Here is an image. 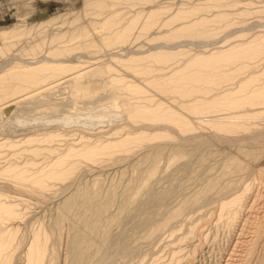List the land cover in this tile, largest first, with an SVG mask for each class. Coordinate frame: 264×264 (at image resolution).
<instances>
[{
    "label": "rangeland",
    "instance_id": "1",
    "mask_svg": "<svg viewBox=\"0 0 264 264\" xmlns=\"http://www.w3.org/2000/svg\"><path fill=\"white\" fill-rule=\"evenodd\" d=\"M156 9L163 20L192 10L191 19L219 17L205 27L212 37L152 40L182 24L143 31ZM109 17L121 22L113 29L140 18L126 44L105 43ZM10 29L24 35L0 40V74L37 66L50 50L60 58L51 63L74 67L6 75L0 83L1 95L26 88L0 102V113L7 109L0 114V203L17 209L0 217V264H28L36 238L45 245L42 264H264V115L246 123L248 130L225 132L202 119L260 109L199 114L183 107L237 91L251 76L264 83V52L215 71L185 69L199 54L263 42L264 0H0V32ZM156 49L172 58H147ZM198 70L216 73L217 83L180 85L198 87L194 96L174 91L175 76ZM128 85L145 92L120 91ZM160 104L191 120L192 129L128 117L127 106ZM95 148L102 151L88 158Z\"/></svg>",
    "mask_w": 264,
    "mask_h": 264
},
{
    "label": "bare ground",
    "instance_id": "2",
    "mask_svg": "<svg viewBox=\"0 0 264 264\" xmlns=\"http://www.w3.org/2000/svg\"><path fill=\"white\" fill-rule=\"evenodd\" d=\"M106 4L103 5V6L106 7L107 6ZM195 11L196 10H192V11H178L174 16L170 17V19L163 20V19L160 18V15L162 14V12L160 10L156 9L155 11H151V12H149L147 14L144 22L142 20L143 23H142L141 29L143 31H145V32H148V31H152L156 26H160L161 27L162 25H171L170 23H178V22L182 21V24L179 25V26H175V28L171 32H167V33H163V34L160 32L162 34V36H158L157 37L155 35L156 37L154 39H152V40L162 39V40L165 41V39H166V40H170V41L173 40L174 41L175 39L180 38V37H191V38H196V37H208L209 38V37H212L213 36V32L210 33L207 29H205V27L208 26L212 21H214L219 16L215 15L216 17L214 16L215 17V18L213 17L214 19H209L207 17H202V18L200 17V18H192L191 19V16L196 14ZM113 15H114V13H113ZM144 15H146V14H144ZM116 19L115 18H110V19L107 18L102 24L104 30H109L110 31L108 36H106L104 38L105 43L107 45H111L113 43L126 44L129 41L130 36H132L133 30L136 29V26L139 24V21H140V18H137L134 21H132L131 24H129L128 26H126V25L124 26L123 25L120 28L118 27V29H113V26H115L116 24H118V23L121 24V22L116 20ZM162 21H164V22H162ZM23 35H24V33L22 31H19V30H16V29L4 30V31L0 32V40L2 41V43L6 44L7 43L6 41L8 39H11V38L19 39ZM11 45H12V43H11ZM238 45H235V46L231 47L228 50H221L220 49V50H218L216 52H212L208 56L207 55L200 56V54H199V55L195 56L194 58H192L189 61V63L185 66V69L186 68H190V67H195V68L199 67V68H202V69H205V70L210 69V70H214L215 71V70L220 69L222 66L226 65L227 63L228 64L236 63L237 61H241L244 58L255 59V58H257L259 55H261L264 52V41L261 42V43H257L255 45L251 44L249 46H242V45L238 46ZM4 47H6V45ZM153 47L155 48V46H153ZM160 47H161V45L159 46V48ZM222 47L223 46H219L217 48H222ZM138 51L139 50H137V52ZM154 51H156V52H153V51L150 50V52H152V53H150L147 58H153L155 60L163 62V61H169L172 58V55H173L172 52H166V51H163V50L160 51V49L159 50L156 49ZM157 51H159V52H157ZM134 52H133V54H134ZM142 53H143V50H142ZM54 54L50 50V53L48 55H46L42 59V61H41L42 63L37 65V66H30L31 63L28 62V65H24L26 71L19 70L18 68H17L18 70H14L15 68H13V69L10 68L8 71L4 72L3 74H0V83H2L3 80L7 79L6 75H8L9 77L10 76L14 77V78H24L27 75V73H24V72H32L34 74H37V73L42 72V71H44L46 69H52V70H59V72L60 71H66V73H67V71H69V70L72 71L73 70V69H71V68L74 67V66L73 67L71 66L72 64H62V63L61 64H53V63H51V61H57V59H60L59 57L56 58L57 57V55H56L57 53H54ZM50 55H52L54 58L51 57ZM120 55H123V54H120ZM138 59H141V58H135L133 56L129 60L130 61H137ZM125 60H127V59H125ZM69 61H72V60H69ZM121 61H124V60H120V62ZM17 63H15L14 66H16ZM245 67L246 66H243L242 69H244ZM95 69H97V68L95 67ZM180 70H182V69H180ZM149 72H151V71H149ZM40 74L41 73H39L37 75V77ZM64 74H65V72H64ZM51 75H53V74H51ZM57 75H58V73H57ZM217 76L218 75L216 73L214 74V72L212 74L208 75V74H205V73H203L202 71H199V70L195 71V72H192L189 75L183 76V74H181V76H175L174 80H175L176 86H175V90L174 91L180 92L181 95L194 96L196 91H198V87H196L194 85H191V88H185V87H182L180 85L182 83L187 85V84H190V83H195V82H200V81L208 82V83H211V84H215L218 81ZM43 80H44V78H43ZM258 80H259L258 76H251L246 81L241 82V84L239 85V89L237 91L226 90V91H223V93L216 94L211 99H200V100L195 99L194 101H190V102L188 101L187 103L184 104L183 107L188 109V110H191V111H194L196 113H199V114L210 113L211 110L213 111V109L217 108V107L219 109H217L216 111H221V110L223 111L225 109H227V110L235 109L238 112L239 109L243 111V109H246L248 107H251L252 109H260V110H257L256 112L253 111V113H250L252 110L251 111L250 110H248V111L244 110L241 113H238V114L236 113L234 115H229L228 117H225V118H220L219 117L217 119H205V118L202 119V122H206V123L209 122V124L212 125L214 128H216L218 130H221V131H225V132H236V131H239V130H242V129H243V131L246 130V129L248 130V128L250 129V127H248L246 123L254 122L259 117H262L261 115H264V109H263L264 108V83L263 84H257L256 81H258ZM106 82L107 81H105V83ZM112 82H114V81H111V83ZM72 83L80 84L83 87V90L87 89L89 87V85H90V84L88 85V82H86L85 78H82V79L76 78L75 80H72ZM152 83H154V82H152ZM254 83H256V85H258V86L255 89L249 90V87L255 85ZM157 84H158V89H159V87L162 88L163 85L161 83H157ZM94 86L96 87V84ZM251 88H253V87H251ZM25 89L26 88H24L23 86L18 85L16 87H14L13 91L10 92L7 95H1L0 94V102L4 101L5 99H7L9 97H11L12 95L19 94L20 92H22ZM76 89L77 88H75V90ZM143 89L139 85H128L126 87L121 88L120 91L125 93V94H128L130 96V95H140L141 93L145 92ZM235 89H236V87H235ZM80 90H77V91L79 92ZM73 91H72V93H75V91L74 92ZM11 102L13 103L12 100H11ZM5 110H7V109L5 108ZM5 110H2V112L0 113L2 117L5 115L4 114ZM127 112H128V117H130V118L131 117L132 118L135 117V119H136V117H137L139 119L140 118H144V119L146 118V120L147 119L148 120L151 119V120H156V121H159V120L168 121V122L173 123L174 125H176L181 131H189L193 127V126H191V123H192L191 120L187 119L183 114H180V113L176 112L175 110L167 108L166 106H164L162 104H160L158 107L156 106L155 109L146 108L145 106L141 107V108H137L136 105L135 106H133V105L132 106H127ZM230 113H231V111L230 112L228 111V114H230ZM234 113H235V111H234ZM260 119H262V118H260ZM48 136H51V135H48ZM127 138H128V136H127ZM126 141H127V139L124 138L123 141L116 142V144L117 143L118 144L119 143L123 144ZM116 144H113V145H116ZM109 146H111V145H108V148H109ZM101 151L102 150L100 148L91 149V150H89L86 153V156L88 158H94ZM44 181H45L44 179H39L37 181V183L42 185V183ZM237 200H238L237 197L234 198V199L232 198V200L228 201V203L227 202L224 203V205H223L224 208L229 207L232 204H235L236 202L239 201V200L238 201ZM15 216H17L16 205H14V204H9L8 205V204H5V203H0V217L1 218H3V217L12 218V217H15ZM8 244H9V242H8ZM3 248H4V245L2 244L0 246V254L3 251ZM44 256H45V245L41 242V240L39 238H36L34 240L33 244L31 245L30 249H29L28 264H42Z\"/></svg>",
    "mask_w": 264,
    "mask_h": 264
}]
</instances>
